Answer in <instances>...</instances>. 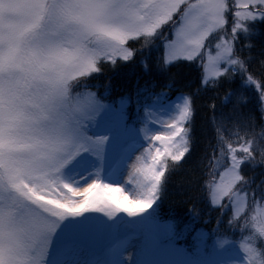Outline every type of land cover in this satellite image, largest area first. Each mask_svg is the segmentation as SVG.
Wrapping results in <instances>:
<instances>
[{
  "label": "snow or ice",
  "instance_id": "snow-or-ice-1",
  "mask_svg": "<svg viewBox=\"0 0 264 264\" xmlns=\"http://www.w3.org/2000/svg\"><path fill=\"white\" fill-rule=\"evenodd\" d=\"M262 25L264 0H0V264H264V123L245 111L255 97L264 120ZM154 51L162 72L195 64V90L138 79L106 103L111 83H90L104 67L149 74ZM225 86L195 161L218 211L198 234L212 259H191L163 243L178 224L159 208L192 156L197 97Z\"/></svg>",
  "mask_w": 264,
  "mask_h": 264
},
{
  "label": "trees",
  "instance_id": "trees-1",
  "mask_svg": "<svg viewBox=\"0 0 264 264\" xmlns=\"http://www.w3.org/2000/svg\"><path fill=\"white\" fill-rule=\"evenodd\" d=\"M259 27L261 29V34L252 41L256 45L255 48L252 49L256 57H260L262 50H264V25ZM164 36L169 37V32L165 31ZM157 43H159V41H157ZM242 43L247 42L242 41ZM132 47H140V45H132ZM158 55V52L154 51L152 53L153 60L150 61V63H152V71L149 74H146L139 64L123 67L115 72L109 67H104L102 69L104 74L91 80L90 83H99L101 85L111 83L112 91L107 99L101 95L105 91L104 87L91 88L89 90L101 95V99H105V102H108L112 99H118L125 94H134L138 79L141 85H143L145 81H155L158 85L156 91H160L163 89V85L169 77L175 78L177 87L184 88L185 85H190V89L184 88V90H195L197 87L198 75L195 64L180 63L174 65L166 72H162L155 67L154 63L155 57ZM227 87L229 86L222 87L218 90H209L201 93V95L197 97L193 121L195 143L192 149V156L191 158L188 156L185 157V162H182L181 170L172 176L168 191L161 198L162 202L159 208L160 220H173L177 222L180 230V239L187 245L195 240L196 234L199 231L211 232L217 227L216 218L218 216V211L210 210L207 202L199 192L197 178L200 172L195 166V161L201 156L209 144H215L216 134L210 124L213 115L211 105L214 103L217 110L220 109V100L225 95ZM230 87L234 88L236 85H231ZM163 90L168 91V89ZM217 93H219V95H217ZM173 96H175L174 92ZM230 108L231 105H227L223 108V111L227 113ZM245 111H252L255 114L257 124L264 123V120L261 119L260 111L257 110L255 97L249 100L245 107ZM255 171L256 181L259 182L260 174L264 170L257 168ZM248 174L251 173L249 172ZM194 212L199 213V220L196 221L192 227L185 229L184 226L191 221ZM230 238L242 241L239 235Z\"/></svg>",
  "mask_w": 264,
  "mask_h": 264
},
{
  "label": "rangeland",
  "instance_id": "rangeland-1",
  "mask_svg": "<svg viewBox=\"0 0 264 264\" xmlns=\"http://www.w3.org/2000/svg\"><path fill=\"white\" fill-rule=\"evenodd\" d=\"M149 211H150V209H149ZM86 215H87V214H86ZM174 237H175V236L170 237V238L164 240L163 243H164L166 246H170L172 249L176 250L180 255H182V256H186L187 258H191V259H201V260H209V259H212V257H210V258H208V259H203V258H193V257L189 256V254H188V252L185 250V248H179V247L177 248V247H175V246H173V245H171V244H169V243L167 242V241L172 240ZM134 244H135V243H134ZM201 244H203V241H202V240H201Z\"/></svg>",
  "mask_w": 264,
  "mask_h": 264
},
{
  "label": "bare ground",
  "instance_id": "bare-ground-1",
  "mask_svg": "<svg viewBox=\"0 0 264 264\" xmlns=\"http://www.w3.org/2000/svg\"><path fill=\"white\" fill-rule=\"evenodd\" d=\"M136 244L137 241H135V244H133L134 246L130 248L128 254L126 255V258H135L136 253L138 251V247L135 246Z\"/></svg>",
  "mask_w": 264,
  "mask_h": 264
}]
</instances>
